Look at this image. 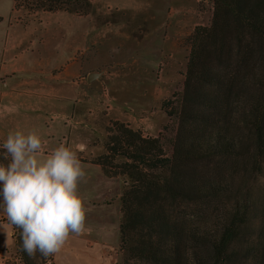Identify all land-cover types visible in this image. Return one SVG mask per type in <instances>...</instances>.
Here are the masks:
<instances>
[{
    "label": "trees",
    "instance_id": "1",
    "mask_svg": "<svg viewBox=\"0 0 264 264\" xmlns=\"http://www.w3.org/2000/svg\"><path fill=\"white\" fill-rule=\"evenodd\" d=\"M189 44L183 90L162 105L163 132L115 122L92 160L124 178L122 264H264V0H213L210 24ZM10 159L0 147V164ZM14 237L24 264H37Z\"/></svg>",
    "mask_w": 264,
    "mask_h": 264
},
{
    "label": "crops",
    "instance_id": "2",
    "mask_svg": "<svg viewBox=\"0 0 264 264\" xmlns=\"http://www.w3.org/2000/svg\"><path fill=\"white\" fill-rule=\"evenodd\" d=\"M6 2L2 6L0 0V145L16 130L25 135L36 132L44 156L61 144L72 148L86 144L85 151L77 153L86 174L79 192L88 207L90 201H96L91 197H101L97 204L101 202L103 208L91 217L98 222L97 235L91 237L94 231L86 226L81 234H71L62 255L56 253L57 264L60 260L76 264L73 259L80 252L94 253L99 264H114L122 186L119 177L105 175L92 162L104 148L99 123L90 118L98 111L89 114V94L100 86V75L89 80V21L79 17L74 22L62 12L40 13L44 22L14 20L15 0ZM110 204L113 209L108 211L105 207ZM6 219L0 210V224L4 225L0 229V264H8L6 256L16 248L14 227ZM88 259L92 261V256Z\"/></svg>",
    "mask_w": 264,
    "mask_h": 264
},
{
    "label": "rangeland",
    "instance_id": "3",
    "mask_svg": "<svg viewBox=\"0 0 264 264\" xmlns=\"http://www.w3.org/2000/svg\"><path fill=\"white\" fill-rule=\"evenodd\" d=\"M57 1L56 5L64 10L54 12L69 14L74 22L83 17L90 24L89 72L100 75V86L89 94V114L98 111L97 116L90 118L99 123L103 148L115 122L141 131L145 137L156 138L169 124L163 103L174 100L183 90L190 52L189 39L197 27L210 24L213 0ZM6 3L2 0V6ZM36 4L34 0H18L14 7V20L44 22L39 14L48 11L36 9ZM170 138L171 131H166L164 147L167 154L170 153ZM120 178L123 189L124 178ZM91 198L96 201L89 200V207L85 206L88 214L85 226L94 231L91 237H95L98 222L91 217L97 216L98 209L103 207L101 202L97 204L100 196ZM111 205L105 208L110 211L113 209ZM100 214H103L102 211ZM15 233L18 237L21 230L18 228ZM93 254L80 252L73 262L99 264L97 255ZM61 255L62 249L57 256ZM112 255L114 264H122L119 242ZM57 256L44 257L36 253L31 257L37 264L46 260L57 264ZM91 256L92 261L88 259ZM6 257L8 264H24V256L16 248ZM60 262L62 264V260Z\"/></svg>",
    "mask_w": 264,
    "mask_h": 264
},
{
    "label": "clouds",
    "instance_id": "4",
    "mask_svg": "<svg viewBox=\"0 0 264 264\" xmlns=\"http://www.w3.org/2000/svg\"><path fill=\"white\" fill-rule=\"evenodd\" d=\"M0 147L5 158H11L7 166L0 164V210L21 230L26 254L58 253L71 234L85 229L87 208L79 185L86 174L77 153L85 151L86 144L74 148L61 144L44 156L36 132L25 135L16 130L8 133Z\"/></svg>",
    "mask_w": 264,
    "mask_h": 264
},
{
    "label": "water",
    "instance_id": "5",
    "mask_svg": "<svg viewBox=\"0 0 264 264\" xmlns=\"http://www.w3.org/2000/svg\"><path fill=\"white\" fill-rule=\"evenodd\" d=\"M99 74H91L90 76H89V80H92L93 78H94V76H98Z\"/></svg>",
    "mask_w": 264,
    "mask_h": 264
}]
</instances>
